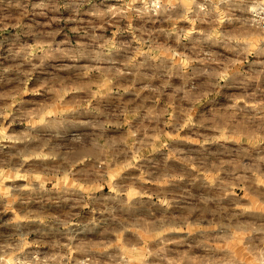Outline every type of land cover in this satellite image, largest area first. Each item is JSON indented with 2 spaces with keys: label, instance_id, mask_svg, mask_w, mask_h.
<instances>
[{
  "label": "rangeland",
  "instance_id": "374dc122",
  "mask_svg": "<svg viewBox=\"0 0 264 264\" xmlns=\"http://www.w3.org/2000/svg\"><path fill=\"white\" fill-rule=\"evenodd\" d=\"M142 7L0 0V264H264V35Z\"/></svg>",
  "mask_w": 264,
  "mask_h": 264
},
{
  "label": "clouds",
  "instance_id": "9594fccd",
  "mask_svg": "<svg viewBox=\"0 0 264 264\" xmlns=\"http://www.w3.org/2000/svg\"><path fill=\"white\" fill-rule=\"evenodd\" d=\"M132 2L142 4V9H137V12L146 16L150 14L160 16L177 4L186 5L188 11H192V6L195 5L196 9L206 15L218 12L221 4L230 5L241 12L251 14L250 19L241 22L242 35L251 36L257 33L264 35V0H204L203 3H199L198 0H132ZM209 5L211 7H207ZM188 11L183 18H187ZM229 11H232V7H229ZM6 139L10 138L6 137Z\"/></svg>",
  "mask_w": 264,
  "mask_h": 264
}]
</instances>
